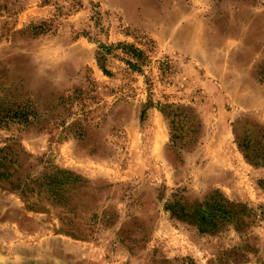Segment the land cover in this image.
I'll use <instances>...</instances> for the list:
<instances>
[{"label": "rangeland", "instance_id": "1", "mask_svg": "<svg viewBox=\"0 0 264 264\" xmlns=\"http://www.w3.org/2000/svg\"><path fill=\"white\" fill-rule=\"evenodd\" d=\"M0 119V264H264V0H0Z\"/></svg>", "mask_w": 264, "mask_h": 264}, {"label": "trees", "instance_id": "2", "mask_svg": "<svg viewBox=\"0 0 264 264\" xmlns=\"http://www.w3.org/2000/svg\"><path fill=\"white\" fill-rule=\"evenodd\" d=\"M47 23L42 22L41 26H36L32 27L31 29L35 34L38 33H43L46 31ZM104 51L108 50L105 46H103ZM106 53V52H105ZM103 54H101L102 58ZM102 71L104 73H107L106 69L104 67H101ZM29 116L30 114L28 113H17L13 112L11 115H6L4 116V119L8 120H16L17 122L27 124L29 123ZM4 119H0V122L5 121ZM3 149H0V177L6 178L10 177L11 173L10 170L12 169L11 166L17 165L19 167V163L17 162V153L13 152H6L4 154H1ZM59 178V179H58ZM61 177L57 173H52V174H44L41 175L40 177H32V176H26L24 179L19 180L17 183V187L22 189L23 192L25 193H30L34 191H42V189L47 188L50 193L53 195L55 194V188L59 186V180ZM65 180H68L67 177H65ZM217 199V197L215 198ZM220 200V199H219ZM216 203V202H214ZM216 206V205H215ZM220 212L223 215V219L226 220L224 216H226V212H222L221 209H217L212 207L210 203H206V206H203L202 210H198L196 213H194V218L200 222H205L206 219H204L203 215H206L209 219H213L216 217V213Z\"/></svg>", "mask_w": 264, "mask_h": 264}]
</instances>
